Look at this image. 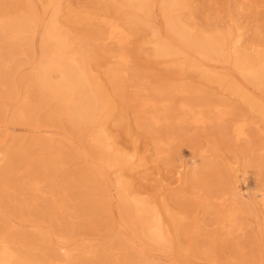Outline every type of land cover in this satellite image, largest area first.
I'll list each match as a JSON object with an SVG mask.
<instances>
[{
    "label": "rangeland",
    "instance_id": "obj_1",
    "mask_svg": "<svg viewBox=\"0 0 264 264\" xmlns=\"http://www.w3.org/2000/svg\"><path fill=\"white\" fill-rule=\"evenodd\" d=\"M162 2L148 1L150 12L146 9L139 13L136 24L131 25L135 33L125 48L129 56L123 66L125 83L117 91L109 69L118 63L106 53L116 46H107L98 39L97 26L76 17V12L94 13L99 8L111 18L129 23L134 18L133 11L125 6V0L58 1L59 24L82 48L90 70L110 98L113 111L105 125L115 147L145 157L143 167L137 162L129 163L121 171L111 168L98 176L94 170L103 163L97 159L99 151L90 137L96 125L76 128L60 113L55 100L36 96L30 81L42 56V24L55 15L51 0H0V19L18 16L28 9L42 18L37 31L27 36L30 50L25 44V54L8 69L0 68V173L9 186L8 190L0 189V235L11 249L25 253L33 261L53 260L54 264H264V207L259 204L258 194L259 189L264 192V117L231 92L226 83L211 81L213 76L190 68L187 62L191 59L202 63L206 74L216 72L261 103L264 90L240 75L231 55L229 60L212 62L204 61L192 50H186V56H182L186 59L155 57L152 42L157 32L160 37L172 38L167 33ZM92 7L96 10L92 11ZM180 13L195 30L225 31L240 22L248 30L243 47L253 45V49L256 44L264 50V0H187ZM0 41L3 54L7 43ZM174 60L178 62L173 63ZM180 85L187 92L173 97L175 107L184 100L197 103L201 97L224 102L228 112L224 120L204 127L191 121L178 125L173 118L184 115L177 112L172 118L175 121L155 127L145 119V127L142 126L138 111L141 98L157 99V89ZM28 105L32 110L28 119L15 116L18 109ZM236 118L249 122L247 141H236L231 133ZM159 135L172 139L161 156H157L155 146ZM210 147L212 151H207ZM119 171L133 195L149 199L163 212L167 207L182 218L181 226H175L174 243L168 250L139 239L132 213L118 197L115 184ZM32 178L39 180L40 192L28 189ZM238 189L241 198L236 196ZM53 191L62 199L60 209L54 206ZM215 195H225L226 203L215 200ZM235 210L238 214L234 213V224L224 221V215ZM124 218L128 226L123 229L119 224ZM59 241L71 244L72 257L58 250Z\"/></svg>",
    "mask_w": 264,
    "mask_h": 264
},
{
    "label": "bare ground",
    "instance_id": "obj_2",
    "mask_svg": "<svg viewBox=\"0 0 264 264\" xmlns=\"http://www.w3.org/2000/svg\"><path fill=\"white\" fill-rule=\"evenodd\" d=\"M58 1L59 0H51V4H53V7L55 8V15L52 20L42 24L43 33L41 32V34L43 35L42 42L40 43V46L42 48V56L36 66L35 73L32 77L30 76V81L33 82L34 87H32L34 88L36 96L38 95L42 99L52 98L53 100H55L59 106L60 113L65 114L68 120L76 128L88 124L96 125L90 133V137L93 144L99 151V157L97 159L99 160V162L101 161L103 163L100 169H98L94 165L98 169L94 170L95 172H97L96 174H98V176L104 175V172L108 169L110 170L111 168H118L121 171V169L129 163L132 164L137 162L138 166H145V157H137L136 154L126 153L118 147H115L112 136L110 135L111 133H108L105 125L106 119L112 114L113 111V106L111 104L110 98L104 92V89L101 88L98 77L96 78L90 70L82 48L77 45L78 43H76L75 40L71 39L72 37H70L65 28L61 24H59L58 19L56 18V15L59 11ZM148 1L150 0H125V6L133 11L131 15L134 16L133 19L128 18L130 20L129 23H125L123 22V20L121 21L116 18H111L106 14V10L100 11V9L98 8V11L94 9L95 7H92V11L96 10L94 13L82 10L76 12V17H78L79 15L82 17V19H85L89 23L95 24L97 26L98 39L105 42L107 46L108 44H114L116 46V48L112 46L114 50L112 48H108L109 50H107L106 53H108L113 59H116L118 63V66L109 69V77L117 91H120V89H122V82H124L122 81V79L126 74L123 66H126L129 61V56L126 53L125 48L130 43V40L135 33H133L134 29L132 30L131 25L136 24V19L139 17V13L146 12V9H151L147 8ZM186 2L187 0H163L161 10L164 18L166 17L167 19V33H169V35H171L170 37L172 38L165 39L163 37H160L159 33L157 32V38L152 42L154 46L153 55L158 59L170 58V60H176L179 57L183 58L182 56H186V50H192L193 53L198 54L199 56H201V58L204 59V61L207 60L208 62H212L222 58L229 60V55H231L230 57L231 61L233 62V66L240 73V75L253 85L261 88L263 91L264 50L257 48L256 44L254 45L255 47L253 49H251L253 45L252 47L249 46V48L243 47V44L246 42L244 36L248 30H244L245 28H243L240 22L236 24L234 22V25L230 26L225 31L217 30L214 28L211 31L195 30L191 25H189V23L183 20L180 13L185 8ZM28 10L23 11L18 16H12L13 18L11 17L0 19V40H4L7 43V50L4 52L5 54L0 53V68L8 69L9 64L14 63L17 57H19L21 54H25L26 50L29 48V41L26 40L27 36L35 31L38 22H42H40V19L42 20V18L39 19L34 11H31V9L30 11ZM88 11L91 10L88 9ZM28 38H30V36ZM27 43L28 46H26ZM23 47L28 48L24 50L25 48L23 49ZM175 60L173 63L178 62H176ZM188 60L189 59H187V61ZM201 64H198V62H195L194 60L191 61V59L187 62V66H189L190 68L201 70L203 74L208 77L210 75L211 77L213 76L211 81L218 80L221 84L224 85L226 83V86L231 92L236 93L241 99L249 102L251 104V107L264 117V102L261 103L259 101H256L254 97H252L239 86H233L232 84L227 83L225 79L219 77V75H215L216 72L214 71H212L214 72L213 74H206V70H202L203 65ZM56 76H58L59 78H56ZM178 92L186 93V87L184 85H180L171 86L167 89H157L156 94L157 97L159 96V98H150L148 100H145V98H141L138 110L140 114L141 125L145 127L146 119L148 123L154 125L155 127H160L163 124L169 122V120H176L175 123L178 125H181L185 121H191L196 125L204 127L205 125H207L208 123H212L213 121L221 123L224 120V117L228 114V112H225L224 110V107H226L224 102L207 99L205 97H201L200 101H198L197 103L191 102L189 100H184L182 102L180 101V103L177 104V107H175L173 97ZM196 92L202 94L199 90H196ZM29 105L25 108L18 109L17 115L15 116H18L22 120L28 119L29 114L32 111L31 108H29ZM145 108H148L149 110L145 112ZM177 112H180L181 115L183 114L184 117H174L175 113ZM172 118L175 120H173ZM238 118H236L237 120L234 122L231 128V133L236 141H247L249 139V122L245 118ZM171 141L172 139L168 135H159L155 139L157 156H161L162 154H164L165 148L168 147L170 143H172ZM262 149L264 151V146ZM207 151H212L211 147ZM194 174L195 176L199 174L198 169L195 168ZM5 178L6 177H4V174L0 173V189L8 190L9 186ZM126 183L127 182L123 180L122 172H120L116 178L115 184L116 188L119 191L118 197L121 198L124 207L131 211L133 220L135 221L134 223H136L137 225L139 239L143 242H149L157 245L161 249L171 248L174 243L173 231L176 228L175 226H181L182 218L178 214L175 215L171 213L170 210H168L169 208L167 207H165V212H163L156 205H154V203H151L149 199L145 200V198L143 199L138 195H133ZM28 189L33 193L40 192L39 180L36 178H32L28 182ZM56 194L54 192L53 196L55 198L53 199V203L57 209H60L63 207V202L61 197ZM258 194L261 196V202H259L260 200L257 198L259 200L258 202L264 207L263 190L259 189ZM236 196L239 198L243 197L240 189H238V191L236 192ZM224 197L225 195L219 197L216 196L215 200H220L221 204L223 205L224 203H226V198ZM234 203L238 204V202L235 201ZM237 211L238 210L232 212L233 214H227V212H225V214L227 215H224V221L233 223L235 221V218L237 217ZM234 213L237 214L235 215ZM119 225L123 229L127 227L128 225L126 218H124L122 220V223ZM230 225L232 224H229V226ZM59 243L60 244L58 245V250L63 251L69 257H72L73 248L70 247L71 244H69V242L67 241H59ZM54 263L55 262L53 260H31L29 256L25 255V253L23 254L19 251L11 249L7 240L0 235V264ZM116 264L133 263H131L130 261H125L117 262Z\"/></svg>",
    "mask_w": 264,
    "mask_h": 264
}]
</instances>
